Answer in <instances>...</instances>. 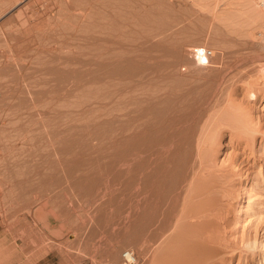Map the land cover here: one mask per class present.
<instances>
[{
    "label": "rangeland",
    "instance_id": "1",
    "mask_svg": "<svg viewBox=\"0 0 264 264\" xmlns=\"http://www.w3.org/2000/svg\"><path fill=\"white\" fill-rule=\"evenodd\" d=\"M254 2L0 0V264H122L127 249L156 264L143 249L179 211L208 135L239 204L218 264H264ZM228 98L234 124L217 121Z\"/></svg>",
    "mask_w": 264,
    "mask_h": 264
},
{
    "label": "bare ground",
    "instance_id": "2",
    "mask_svg": "<svg viewBox=\"0 0 264 264\" xmlns=\"http://www.w3.org/2000/svg\"><path fill=\"white\" fill-rule=\"evenodd\" d=\"M253 8L255 14L252 10L251 12L256 15L253 22L264 18V0H255ZM248 21L253 24L252 20ZM200 55L203 60L208 58L202 51H200ZM259 64L264 66V60H260ZM247 74L245 71V75ZM249 83L252 85L254 81L250 80ZM229 101L230 98L221 105L222 110L217 116V121L222 124L227 121L234 124L232 119L239 117L238 112L232 109V104ZM239 131L241 132V130ZM208 137L210 139L198 140V168L192 180L184 186L181 207L178 212H173V221L169 228L151 247L143 246L147 263L157 264V248L163 245H166L172 253L167 261L168 264H218L220 255L234 250V247L228 243L226 232L231 225L232 207L239 206L237 200H233L237 197H233L231 189L233 172L226 169L224 165L217 166L215 162L207 161V154H209L212 144L215 149L217 140L212 135H208ZM140 193L142 194L141 190ZM135 201L136 204L138 202V207L143 206V195ZM234 211L237 209L235 208ZM250 247L257 249V240L251 241Z\"/></svg>",
    "mask_w": 264,
    "mask_h": 264
},
{
    "label": "built area",
    "instance_id": "3",
    "mask_svg": "<svg viewBox=\"0 0 264 264\" xmlns=\"http://www.w3.org/2000/svg\"><path fill=\"white\" fill-rule=\"evenodd\" d=\"M203 54L207 57H210L211 54H212V51L211 50H205L203 52ZM203 63H207L206 60H203ZM122 257H123V263L122 264H138V258L136 256V254L134 253V251L128 249V250H125L122 254Z\"/></svg>",
    "mask_w": 264,
    "mask_h": 264
},
{
    "label": "crops",
    "instance_id": "4",
    "mask_svg": "<svg viewBox=\"0 0 264 264\" xmlns=\"http://www.w3.org/2000/svg\"><path fill=\"white\" fill-rule=\"evenodd\" d=\"M40 219V218H39ZM42 219H40V221H41ZM44 220H42V222H43ZM55 234V232H53V235Z\"/></svg>",
    "mask_w": 264,
    "mask_h": 264
}]
</instances>
